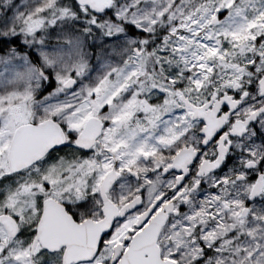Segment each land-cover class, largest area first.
Masks as SVG:
<instances>
[{"label":"snow or ice","instance_id":"obj_1","mask_svg":"<svg viewBox=\"0 0 264 264\" xmlns=\"http://www.w3.org/2000/svg\"><path fill=\"white\" fill-rule=\"evenodd\" d=\"M0 264H264V0H0Z\"/></svg>","mask_w":264,"mask_h":264}]
</instances>
